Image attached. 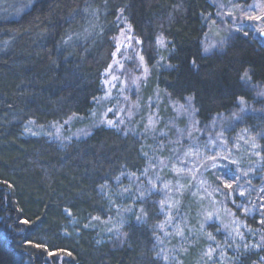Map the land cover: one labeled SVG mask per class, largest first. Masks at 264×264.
I'll return each mask as SVG.
<instances>
[{
  "label": "trees",
  "instance_id": "trees-1",
  "mask_svg": "<svg viewBox=\"0 0 264 264\" xmlns=\"http://www.w3.org/2000/svg\"><path fill=\"white\" fill-rule=\"evenodd\" d=\"M216 14L211 0H0V264H166L158 242L165 198L145 188L128 194L148 164L143 133L101 125L59 143L27 135L26 127L92 113L121 17L140 41L151 86L190 105L201 130L241 98L253 102L248 83L264 84V41L240 32L206 53ZM244 120L256 129L253 117ZM128 206L124 242L113 246L92 221ZM240 212L264 233L258 214ZM207 230L220 235L215 223ZM254 245L239 250L234 264H264V242Z\"/></svg>",
  "mask_w": 264,
  "mask_h": 264
},
{
  "label": "rangeland",
  "instance_id": "rangeland-1",
  "mask_svg": "<svg viewBox=\"0 0 264 264\" xmlns=\"http://www.w3.org/2000/svg\"><path fill=\"white\" fill-rule=\"evenodd\" d=\"M211 1L217 14L204 39L206 53L221 50L240 32L251 31L264 41V0ZM257 16L261 19H254ZM119 26L111 68L104 72L103 94L92 113L87 118H72L48 127L31 123L26 134L45 135L65 143L71 138L85 137L101 125L143 133L151 142L146 147L148 164L139 177L132 178L134 186L128 194L145 188L165 198L166 221L158 238L165 263L234 264L239 250L264 242V233L251 230L237 214L238 210L251 217L258 214L260 221H264V84L248 83L254 101L240 102L227 117L217 118L210 127L201 130L190 105L169 101L151 86L152 71L140 60V41L122 17ZM158 46L164 50L163 44ZM245 117H253L256 129L247 126ZM107 120L114 125H107ZM217 153L222 155L213 168L209 157ZM223 155L229 159L224 160ZM232 160L238 163L233 165ZM228 167L239 180L225 175ZM226 183L232 184V189L225 187ZM240 192L244 195H239ZM230 203L235 211L229 207ZM128 207L106 220L92 221L101 238L110 237L113 246L124 242L121 226L133 213V208ZM208 214H212L211 220L207 219ZM175 217L177 224H171ZM211 223L217 224L220 235L207 230Z\"/></svg>",
  "mask_w": 264,
  "mask_h": 264
},
{
  "label": "snow or ice",
  "instance_id": "snow-or-ice-1",
  "mask_svg": "<svg viewBox=\"0 0 264 264\" xmlns=\"http://www.w3.org/2000/svg\"><path fill=\"white\" fill-rule=\"evenodd\" d=\"M249 19H253V18H252V17H249ZM254 19H256V20H260L261 17L257 16V17H254ZM262 31H264V30H262ZM158 43L163 44V41H162V40H159ZM207 50H208V49L206 48L205 51H207ZM117 51H119V49H117ZM140 60H141V62H143V61H144V57L141 56V57H140ZM109 68H111V65L109 66ZM146 73H147V68H145V74H146ZM245 76L247 77V73H245ZM249 79H250V78H249ZM134 82H135V81H134ZM191 100H192V97H188V101H189V103L191 102ZM241 103H243V99H242V98H241ZM181 107H183V106H181ZM109 111H111V109H109ZM234 115H235V114H234ZM106 123H107V125H109V126H113V125H114V122H113L112 120H107ZM225 143H226V142H225ZM221 155H222L221 153H217L215 156L209 157V159H211V160L213 161V163H212V167H213V168H216V167H217V159H218V157H220ZM223 159H224V160H228L229 157H228L227 155H223ZM237 163H238V162L235 161V160H232V161H231V164H233V165H236ZM225 175H227V176H229V178H232V179H235V180H239V178H240L238 175H236V174H234V173L232 172V170H231L230 167L226 168ZM244 175H247V173H244ZM117 179H119V178L117 177ZM224 186L227 187V188H229V189H232V184H228V183H226ZM165 188H167V185H165ZM239 195L243 196L244 193H243V192H240ZM164 203H165L164 201L161 202L162 207H163ZM262 207H264V206H262ZM245 211H248V210L246 209ZM212 218H213V217H212V214H208L207 219H208V220H211ZM138 219H139V217H138ZM169 222H171V221L169 220ZM261 222L264 223V221H261ZM21 223H22V224H28L29 221H28L27 219H23V220H21ZM161 227H163V225H161ZM178 234H179V233H178ZM209 235L211 236V234H209ZM211 238L214 239V237H211ZM259 246H260V245H256V247H259ZM37 247H39V245H37Z\"/></svg>",
  "mask_w": 264,
  "mask_h": 264
}]
</instances>
